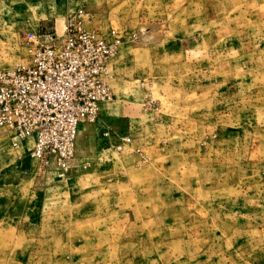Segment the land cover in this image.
I'll return each instance as SVG.
<instances>
[{"label":"rangeland","instance_id":"rangeland-1","mask_svg":"<svg viewBox=\"0 0 264 264\" xmlns=\"http://www.w3.org/2000/svg\"><path fill=\"white\" fill-rule=\"evenodd\" d=\"M79 8L145 32L64 177L0 130V264H264V0H0V69Z\"/></svg>","mask_w":264,"mask_h":264},{"label":"built area","instance_id":"built-area-1","mask_svg":"<svg viewBox=\"0 0 264 264\" xmlns=\"http://www.w3.org/2000/svg\"><path fill=\"white\" fill-rule=\"evenodd\" d=\"M87 20L79 8L68 16L63 38L57 30L30 32L26 62L0 69V130L15 145L32 138L31 155L55 162L60 176L75 157L80 130L113 99L108 79L120 46L138 35L119 28L102 35Z\"/></svg>","mask_w":264,"mask_h":264},{"label":"crops","instance_id":"crops-1","mask_svg":"<svg viewBox=\"0 0 264 264\" xmlns=\"http://www.w3.org/2000/svg\"><path fill=\"white\" fill-rule=\"evenodd\" d=\"M75 11H76V10H75ZM75 11H74V12H75ZM94 21H95L94 17H93L92 15L88 14V20H87V22H86V26H87V28L92 29V30H95V31H97L98 33H100V34H102V35H108L109 32H110V29H112V28L124 29V30H126L128 33H133V32H135V33L139 34V31H140V32H145V29H143L142 27L135 26V27H133V28H129V27L125 26L124 24H121V25H119L118 27H109V28H107V29H104V27H101V26L95 24ZM38 31H39V30H38ZM131 41H132V38H130L129 35H127V36H126V39H125V42H131ZM125 42H124V43H125ZM119 54H120V53H119ZM119 54H118V57H119ZM118 57H117V58H118ZM117 58H116V60H117ZM116 60H115V61H116ZM114 64H115V62H114ZM114 64H113V67H114ZM111 75H112V73H111ZM110 79H111V76H110V78H109L108 80H110ZM110 87H111V83H110ZM111 88H112V87H111ZM104 105H105V104H102V106H104ZM102 106H101V109H102ZM83 128H84V127H83ZM83 128H82V129H83ZM82 129H81V130H82ZM117 129H119L118 131H119V137H120V138H118V141L120 140V142H121L122 144H126V143H128V142L125 141L126 138H130L128 132H127L123 127H119V128H117ZM81 130H80V132H79V136H78L77 147H78V143H79V141H80V133H81ZM9 141H10V142L12 141L11 138L9 139ZM25 141H26V140H21L19 143L23 144V143H25ZM122 144L119 146V148H122V147H123ZM32 146H33V142H32ZM73 160H74V162H75V160H76V153H75V157H74ZM47 167L49 168V171H50V172H53V173H55L56 175L59 174V169H58L57 165L55 164V162H53V161L49 162ZM70 167H71V166H70ZM69 170H70V168H69ZM69 170L66 172V174L69 173ZM71 170H72V169H71ZM71 170H70V171H71ZM66 174H65V175H66ZM59 175H60V174H59ZM65 175H64V176H65ZM64 176H61V177H64ZM59 177H60V176H59Z\"/></svg>","mask_w":264,"mask_h":264}]
</instances>
